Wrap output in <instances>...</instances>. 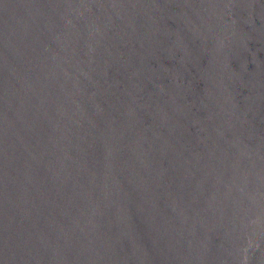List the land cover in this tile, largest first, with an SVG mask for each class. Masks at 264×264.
Wrapping results in <instances>:
<instances>
[{"label":"water","instance_id":"1","mask_svg":"<svg viewBox=\"0 0 264 264\" xmlns=\"http://www.w3.org/2000/svg\"><path fill=\"white\" fill-rule=\"evenodd\" d=\"M0 264H264V0H0Z\"/></svg>","mask_w":264,"mask_h":264}]
</instances>
